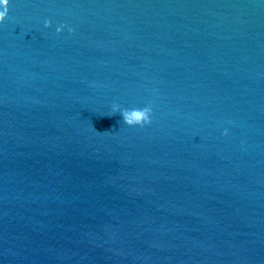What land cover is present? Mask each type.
Masks as SVG:
<instances>
[{
  "label": "water",
  "instance_id": "obj_1",
  "mask_svg": "<svg viewBox=\"0 0 264 264\" xmlns=\"http://www.w3.org/2000/svg\"><path fill=\"white\" fill-rule=\"evenodd\" d=\"M0 264H264V0H9Z\"/></svg>",
  "mask_w": 264,
  "mask_h": 264
},
{
  "label": "clouds",
  "instance_id": "obj_2",
  "mask_svg": "<svg viewBox=\"0 0 264 264\" xmlns=\"http://www.w3.org/2000/svg\"><path fill=\"white\" fill-rule=\"evenodd\" d=\"M8 5L9 0H0V23H3L5 18L8 15ZM51 21H45V27H50ZM67 25H60L56 28L57 34H59ZM68 31L71 33L73 31L72 28H68ZM113 112H119L122 117L124 123H126L128 126H136L139 125L143 127L146 124L151 123V114H152V108L151 106L144 107L142 109H123L121 110L118 105H113ZM224 135H227V130H225Z\"/></svg>",
  "mask_w": 264,
  "mask_h": 264
}]
</instances>
